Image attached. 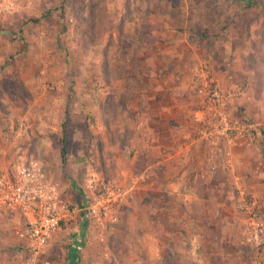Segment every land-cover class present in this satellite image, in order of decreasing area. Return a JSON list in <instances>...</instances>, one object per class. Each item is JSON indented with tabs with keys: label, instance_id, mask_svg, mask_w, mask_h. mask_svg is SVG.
I'll return each mask as SVG.
<instances>
[{
	"label": "rangeland",
	"instance_id": "obj_1",
	"mask_svg": "<svg viewBox=\"0 0 264 264\" xmlns=\"http://www.w3.org/2000/svg\"><path fill=\"white\" fill-rule=\"evenodd\" d=\"M205 73L254 139L202 142ZM26 157L75 209L45 249L53 264H264L248 240L254 214L264 223V0H0V169ZM174 219L191 223L173 227L179 245ZM18 220L0 264L27 257ZM205 234L222 253L195 255Z\"/></svg>",
	"mask_w": 264,
	"mask_h": 264
},
{
	"label": "built area",
	"instance_id": "obj_2",
	"mask_svg": "<svg viewBox=\"0 0 264 264\" xmlns=\"http://www.w3.org/2000/svg\"><path fill=\"white\" fill-rule=\"evenodd\" d=\"M203 76L204 84L199 93L203 97L201 107L206 112L204 122L207 126L199 132L202 142L214 144L215 138L229 135L243 140L254 139L252 124L234 119L224 111L228 95L221 91L220 81L210 73ZM215 114L218 122L211 124L208 116ZM197 120L203 119L197 117ZM74 213L61 183L47 172L39 159L26 157L13 168L0 169V230L5 228L9 218H19L14 238L19 249L28 253L17 264H53L45 258V249L63 226L72 221ZM248 240L256 246L264 243V223L256 214L248 226ZM253 264L261 263L254 261Z\"/></svg>",
	"mask_w": 264,
	"mask_h": 264
},
{
	"label": "crops",
	"instance_id": "obj_3",
	"mask_svg": "<svg viewBox=\"0 0 264 264\" xmlns=\"http://www.w3.org/2000/svg\"><path fill=\"white\" fill-rule=\"evenodd\" d=\"M173 159V158H172ZM166 160H164V161H162V162H165ZM3 169H8V168H3ZM202 175V174H201ZM200 175V176H201ZM205 177V178H203V179H206V175L204 174V175H202V177ZM195 177H196V179H198L199 178V176H197V175H195ZM175 185V183L172 185V186H174ZM209 191H211V190H209ZM201 191L198 189L197 190V192H194V190L192 191V193L191 194H189V195H185V197L187 196H189L188 198L190 199V198H197V199H199V198H202V196H201ZM210 193V192H209ZM182 196V198H184V195H181ZM180 221H178V220H176V219H174V220H172V221H167V225L169 226V228L171 229V230H168L169 231V234H171V236H173V242H176L178 245H179V242H181L182 241V239L181 238H183V240L185 239V236H183V235H181V234H179V231H176L175 233H174V228H179L180 226H187V224H191L190 222H186V223H184V222H182L181 221V223H179ZM195 222V224H196V226L197 227H202L203 229L204 228H206L202 223H200V221H194ZM186 224V225H185ZM167 226V227H168ZM208 226V225H207ZM174 227V228H173ZM208 227H210V225L208 226ZM183 228V227H182ZM170 236V237H171ZM226 237V236H225ZM193 242H194V244L195 245H197V247H195V255H205V254H207V255H216V254H219V253H222V252H220L222 249L220 248V246H218V245H223L224 243V241L221 239H215V238H212V237H207V235L205 234L204 236H201V235H194L193 236ZM16 240V239H15ZM17 241V240H16ZM18 243V242H17ZM16 243V244H17ZM207 244H213L212 246L211 245H207ZM217 245V246H216ZM173 246V245H172ZM208 247V248H207ZM77 248L79 249V244H77L76 245V247H75V250H77ZM179 248H177V252H180L179 250H178ZM225 250V249H224ZM225 252H226V250H225ZM176 253V251H173V249H169V252L167 253V254H164V255H172V254H175ZM177 255H179V254H177ZM220 255H223V254H220ZM74 260V259H73Z\"/></svg>",
	"mask_w": 264,
	"mask_h": 264
},
{
	"label": "trees",
	"instance_id": "obj_4",
	"mask_svg": "<svg viewBox=\"0 0 264 264\" xmlns=\"http://www.w3.org/2000/svg\"><path fill=\"white\" fill-rule=\"evenodd\" d=\"M63 128H64V135H63V139H62V151H63V159H65L64 155L69 154L68 149L71 146L72 136L70 134V127H69L68 122H65L63 124ZM78 250H80V249L77 248L76 253H74L75 256L78 255ZM74 262H75V260H74Z\"/></svg>",
	"mask_w": 264,
	"mask_h": 264
}]
</instances>
